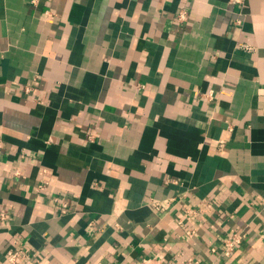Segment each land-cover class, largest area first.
Wrapping results in <instances>:
<instances>
[{
    "label": "crops",
    "instance_id": "0c3cea01",
    "mask_svg": "<svg viewBox=\"0 0 264 264\" xmlns=\"http://www.w3.org/2000/svg\"><path fill=\"white\" fill-rule=\"evenodd\" d=\"M15 248L264 264V0H0V264Z\"/></svg>",
    "mask_w": 264,
    "mask_h": 264
},
{
    "label": "built area",
    "instance_id": "2783aa9c",
    "mask_svg": "<svg viewBox=\"0 0 264 264\" xmlns=\"http://www.w3.org/2000/svg\"><path fill=\"white\" fill-rule=\"evenodd\" d=\"M229 3L232 5L236 6H242L246 3V0H229ZM187 13L185 11L181 12L179 14V19L180 20H186ZM240 20H238L239 22ZM239 47L245 48L247 50H254V48L246 43L239 44ZM209 99L212 100L211 94L208 95ZM68 204L64 203L65 209L66 210ZM242 241V236L238 232H232L225 240L223 243V249L222 252L226 256H230L235 248L237 247L238 244H240ZM215 250V248H213ZM25 255V251L22 249L15 248L13 250H10L8 252V260L10 264H20L22 257Z\"/></svg>",
    "mask_w": 264,
    "mask_h": 264
}]
</instances>
